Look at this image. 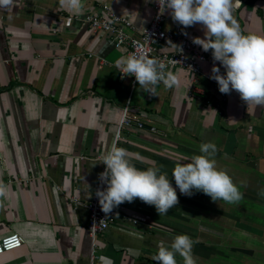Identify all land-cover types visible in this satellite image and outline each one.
<instances>
[{"label":"crops","instance_id":"1","mask_svg":"<svg viewBox=\"0 0 264 264\" xmlns=\"http://www.w3.org/2000/svg\"><path fill=\"white\" fill-rule=\"evenodd\" d=\"M82 2L81 14L61 8L59 0H14L11 11L0 9V181L9 186L0 198V239L14 233L25 239L20 249L0 255V264H90L86 204L128 101L145 126L126 130L118 146L132 164L159 167L171 179L177 162H189L201 154V143L211 142L217 167L243 199L213 202L202 191L189 197L177 188L179 203L163 216L138 198L125 202L122 217L99 238L94 264L101 256L113 264H156L158 246H170L180 234L198 241L197 264H264V197L258 195L264 107H248L238 92L222 94L203 75L180 68L169 69L179 87L161 83L157 96L140 86L131 92L130 78L120 79L115 65L128 47L117 48L111 34L95 32L83 19L108 5L135 26L125 30L140 37L154 18L155 0ZM233 16L245 35H264V0H238ZM178 25L167 11V28ZM180 26L187 38H204L202 25ZM214 65L224 74L215 61L203 63L204 73L212 74ZM73 197L83 204L75 206Z\"/></svg>","mask_w":264,"mask_h":264},{"label":"clouds","instance_id":"2","mask_svg":"<svg viewBox=\"0 0 264 264\" xmlns=\"http://www.w3.org/2000/svg\"><path fill=\"white\" fill-rule=\"evenodd\" d=\"M159 5L158 15L170 11L174 22L184 28L202 25L204 38L194 37L193 43L202 47L205 52L211 50L212 58L219 62L213 66L211 79L215 80L222 94L232 91L239 93L240 98L248 105L264 107V35L249 33L245 35L233 12L237 3L233 0H156ZM14 0H0V9L11 11ZM59 6L74 14H81L84 9L82 0H59ZM187 35V33H184ZM171 43V41H169ZM116 67L124 76H134L139 90L157 96V86L163 84L165 89L180 86L177 74L166 70L167 65L157 58L148 55L131 53L115 61ZM120 128L114 129L118 139ZM217 146L214 143H201L199 152L189 162H177L172 170L171 179L159 167L138 169L131 163L126 149L114 143L101 157L105 170L99 173L98 187L95 196L98 198L101 211L107 215L121 204L131 203L135 199L155 206L159 216L167 215L169 210L179 203L176 189L185 196L203 192L213 202L222 200L228 204H238L243 194L227 171L219 169L215 156ZM174 179L175 186L171 180ZM246 186V181H241ZM106 185V187H103ZM9 186L0 181V198L8 196ZM258 195L264 197V187ZM194 241L187 234L176 235L170 244H160L158 252L152 256L156 264H197L193 255ZM100 264H113V261L101 256Z\"/></svg>","mask_w":264,"mask_h":264},{"label":"built area","instance_id":"3","mask_svg":"<svg viewBox=\"0 0 264 264\" xmlns=\"http://www.w3.org/2000/svg\"><path fill=\"white\" fill-rule=\"evenodd\" d=\"M154 13L153 20L148 27L141 31L140 37L131 36L125 29L135 30L133 23L115 13L108 5H104L101 15L89 13L85 15L83 21L85 24L91 25L95 32L111 34L115 46L117 48L127 46L129 54H145L149 58H157L167 65L166 70L171 68L187 70L196 76L203 75L207 80L216 85L217 82L210 78L212 74H206L203 71V63L214 61L213 58L202 53L198 49V45L192 42L193 39L185 36L180 25L174 29L167 28V11L163 15H158L159 5L156 0L154 3ZM164 45L168 47L163 49L162 47ZM102 65H108V63L103 60ZM127 78H130V89L133 92L139 87V84L136 82L134 76H124L120 73V79L124 80ZM119 128L120 136L114 140L117 147L122 141L127 140L124 135L126 130H144L145 128L144 123L139 120L137 114L133 113L130 101H128L123 109ZM153 131H155V128H153ZM105 167L103 165L102 171L105 170ZM98 187H102L99 182L96 189ZM103 187H106V185ZM71 200L75 206H81L83 204L77 197H73ZM86 208L88 211L87 229L91 249L90 264H94L99 257V238L122 217V212L119 206L111 214L106 216L101 211L95 192L91 200L86 204ZM24 243L25 239L20 234H9L0 239V255L20 249Z\"/></svg>","mask_w":264,"mask_h":264}]
</instances>
